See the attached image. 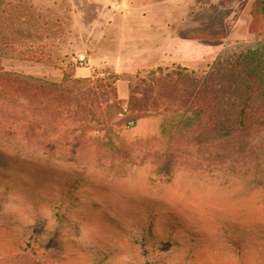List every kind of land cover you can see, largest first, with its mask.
Instances as JSON below:
<instances>
[{"label": "rangeland", "instance_id": "1", "mask_svg": "<svg viewBox=\"0 0 264 264\" xmlns=\"http://www.w3.org/2000/svg\"><path fill=\"white\" fill-rule=\"evenodd\" d=\"M260 43L264 0H0V82L116 76L122 107L156 66L202 72ZM101 111L84 125L0 84V264H143V227L155 264H264V124L198 142ZM61 202V252L23 250L35 222L42 243L55 230Z\"/></svg>", "mask_w": 264, "mask_h": 264}, {"label": "trees", "instance_id": "2", "mask_svg": "<svg viewBox=\"0 0 264 264\" xmlns=\"http://www.w3.org/2000/svg\"><path fill=\"white\" fill-rule=\"evenodd\" d=\"M112 78L85 77L77 85L56 84L5 76L3 89L18 91L31 103L37 102L51 113L64 114L84 125H102V104L115 106L124 123L160 117L163 135L202 142L241 136L255 126L264 124V44L218 54L202 72L176 65L172 68L156 66L144 75L136 76L129 86L124 107L116 99ZM1 79V78H0ZM0 166H9L0 160ZM9 180L0 174V182ZM3 184V183H2ZM1 185V184H0ZM3 186V185H1ZM65 196L70 193L65 190ZM62 202L52 207L57 221L55 230L40 241L42 224L35 222L24 239L23 250L37 254L39 246L44 254L61 252ZM142 228V239L137 242L144 257L143 264H155L147 258L148 247ZM157 254L166 253L164 243L151 244ZM97 262L107 255L99 254Z\"/></svg>", "mask_w": 264, "mask_h": 264}, {"label": "built area", "instance_id": "3", "mask_svg": "<svg viewBox=\"0 0 264 264\" xmlns=\"http://www.w3.org/2000/svg\"><path fill=\"white\" fill-rule=\"evenodd\" d=\"M81 59H83V57H81Z\"/></svg>", "mask_w": 264, "mask_h": 264}]
</instances>
